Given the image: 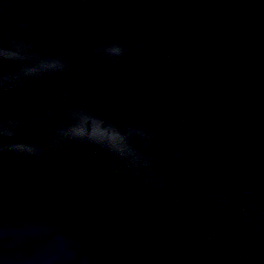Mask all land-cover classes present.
Here are the masks:
<instances>
[{
  "label": "water",
  "instance_id": "1",
  "mask_svg": "<svg viewBox=\"0 0 264 264\" xmlns=\"http://www.w3.org/2000/svg\"><path fill=\"white\" fill-rule=\"evenodd\" d=\"M0 218L78 264H264V0H0Z\"/></svg>",
  "mask_w": 264,
  "mask_h": 264
},
{
  "label": "clouds",
  "instance_id": "2",
  "mask_svg": "<svg viewBox=\"0 0 264 264\" xmlns=\"http://www.w3.org/2000/svg\"><path fill=\"white\" fill-rule=\"evenodd\" d=\"M0 264H78L71 242L54 230L0 218Z\"/></svg>",
  "mask_w": 264,
  "mask_h": 264
}]
</instances>
